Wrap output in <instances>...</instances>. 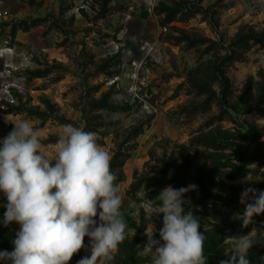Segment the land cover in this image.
Segmentation results:
<instances>
[{"label":"rangeland","instance_id":"rangeland-1","mask_svg":"<svg viewBox=\"0 0 264 264\" xmlns=\"http://www.w3.org/2000/svg\"><path fill=\"white\" fill-rule=\"evenodd\" d=\"M24 119L49 155L65 124L110 153L128 224L111 264H151L137 245L150 222L159 239L156 197L190 184L184 207L220 264L232 236L264 231V214L239 219L242 192L264 191V0H0V141ZM7 203L0 192L11 252L20 225L2 223ZM84 245L69 264L90 257Z\"/></svg>","mask_w":264,"mask_h":264},{"label":"clouds","instance_id":"clouds-1","mask_svg":"<svg viewBox=\"0 0 264 264\" xmlns=\"http://www.w3.org/2000/svg\"><path fill=\"white\" fill-rule=\"evenodd\" d=\"M13 129L0 141V192L8 201L2 223L20 225L11 252L0 251L7 264H69L90 238L91 255L77 264H111L127 238L128 224L121 211L123 197L111 155L97 142V134L83 127H60L54 153L42 150V131L26 119L11 121ZM247 180H251L249 177ZM197 186L163 188L155 211L163 214L159 239L154 223L146 226L147 243L137 245L151 264H207L206 236L200 217L186 210L184 196ZM240 202L242 226L264 214V191L246 188ZM99 217V223L94 219ZM151 218V217H150ZM264 242V231L232 236L228 259L220 264H251L250 250ZM230 253V255H229ZM264 261V257H259Z\"/></svg>","mask_w":264,"mask_h":264}]
</instances>
